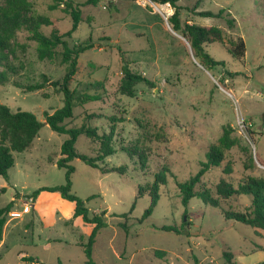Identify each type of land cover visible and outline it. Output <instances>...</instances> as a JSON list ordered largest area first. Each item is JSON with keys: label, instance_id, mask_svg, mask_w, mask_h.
I'll use <instances>...</instances> for the list:
<instances>
[{"label": "rangeland", "instance_id": "1", "mask_svg": "<svg viewBox=\"0 0 264 264\" xmlns=\"http://www.w3.org/2000/svg\"><path fill=\"white\" fill-rule=\"evenodd\" d=\"M29 1L30 14L54 20L53 25L42 26V32L71 28L72 19L63 5L49 9L53 0ZM73 1L80 5L82 20L69 43L91 36L95 46L79 55L69 87L76 93L99 94L100 99L76 103L73 116L64 124L94 126L102 133L108 131L109 117L114 115L118 119L112 138L116 151L101 166L126 167L121 173L102 171L79 158L69 162L74 167L71 192L84 200L90 214H100L105 222L92 246L95 264H227L226 251L239 264H259L264 260V230L228 219L221 209L243 210L250 203L249 195L223 199L219 207L193 197L185 207L176 182L198 170L224 128L230 129L236 143L225 151L218 167L204 174L197 189L214 191L221 177L234 184L246 176L264 178V0H178L183 24L214 25L222 30L221 41L205 44L219 61L211 69L193 57L187 39L172 29L167 20L173 13L169 4ZM220 9L221 17L200 14ZM227 17L234 18L233 27L228 26ZM27 37L24 29L17 34L10 56L17 73L10 82L0 84V103L13 111L32 112L42 126L28 149L13 152L8 178L0 175V188L5 187L0 207L13 201L5 216L0 264H82L92 224L73 217V202L58 192L43 191L31 201L30 211H24L34 190L64 184L65 169L55 161L67 138L45 122V113L63 104L57 87L46 84L24 91L12 84L13 80L37 82L42 73L50 80H61L66 71L59 53L38 59L37 43ZM238 38L245 42V51L234 58L229 48ZM122 64L151 84L137 83L133 96L121 93ZM75 147L94 156L99 142L80 134ZM126 147L135 154L129 156ZM225 167L231 172L224 173ZM161 169H165L166 183L159 189L152 213L143 218L151 202L148 184ZM139 189L144 194L138 195ZM11 212L20 214L14 217ZM164 225H176L181 232L160 229ZM156 249L166 254L157 256ZM21 256H32L35 261H23Z\"/></svg>", "mask_w": 264, "mask_h": 264}, {"label": "trees", "instance_id": "2", "mask_svg": "<svg viewBox=\"0 0 264 264\" xmlns=\"http://www.w3.org/2000/svg\"><path fill=\"white\" fill-rule=\"evenodd\" d=\"M54 2L48 5L49 9L58 8L63 5L62 10L72 19V26L66 31H61L58 28H53L50 33L42 32V26L53 25L54 20L48 16L41 14H30L29 0H3L0 4V84L10 82L11 76L17 73V67L11 61V54L14 52L13 46L17 38V34L21 29L28 32V39L37 43L36 55L40 60L51 59L55 54L61 55L62 62L66 64V71L61 80H50L45 73L41 74V80L34 83L22 84L20 81L13 80L12 84L24 91H33L42 89L46 84H51L59 89L63 96V104L56 108L53 112L45 113V122L48 126L57 133L67 134V138L60 146V157L55 161L59 168L65 169V182L61 185L42 186L34 190L30 197L35 202L38 195L45 192H58L61 197L74 203L73 217H80L83 222L92 224L88 241L84 245L85 261L82 264H95L92 259V246L95 242V237L98 231L104 227L105 222L102 216L97 213L90 214L84 205V200L71 192V175L74 167L69 163L73 158H79L86 164L100 168L102 171L117 170L121 173L125 172V166L122 167H102L101 163L105 158L112 155L116 149L113 146L112 138L115 130V123L118 119L111 115L108 131L98 133L94 126L81 125L75 127H67L64 121L73 116V107L75 104H84L88 101L100 99L99 94L76 93L70 89L69 82L77 70V59L79 55L86 49L94 48L95 42L89 36L83 41L69 43L68 38L76 29L81 19L80 5L73 0H53ZM154 3L169 4L173 9V13L167 17L169 24L175 31H180L187 39L193 55L200 59L203 64L211 69L219 63L205 49V44L221 41L222 30L214 25H200L182 23L180 18V6L178 0H151ZM98 0H86L85 4L96 5ZM223 9L217 13L212 11H201L200 14L205 17H221ZM226 22L229 27L234 26V18L227 17ZM107 38V37H105ZM108 39V38H107ZM245 42L238 38L232 42L229 53L234 58H240L244 55ZM222 62V61H221ZM121 71L123 73L119 91L128 96L134 95V86L139 82L151 84V81L142 74L132 72L126 64H122ZM42 122L32 112L17 109L11 110L4 104L0 103V175L8 178V170L14 164L13 152H20L28 149L34 138L37 136ZM80 134H85L88 138L97 140L99 148L94 156H90L78 152L75 143ZM236 143V140L231 137L230 129L224 128L221 136L215 143L209 146L206 152V159L200 161L198 170L190 175L185 180L177 181L176 185L179 189L181 203L187 207L189 200L193 197L202 199L205 203L213 206H222L223 199H228L235 195H249L250 203L243 209L221 208L222 213L228 219H233L242 223L251 225L256 229L264 230V178L256 176H246L240 179L236 184L230 180L221 177L214 186V191L211 188L197 189L201 183L204 174L221 164L224 159L225 151ZM129 156L133 155V149L126 147L124 149ZM135 152V151H134ZM229 167L224 168V173H230ZM166 183L165 169L154 174L153 180L148 184V194L150 195V205L145 209L143 218L152 213L157 199L159 198V189ZM5 187L0 188V193ZM142 189L138 190V195H142ZM13 201L8 202L0 207V241L2 240L3 227L6 223V214L11 210ZM187 225V222H183ZM124 229L128 231V227L122 224ZM165 231L180 233L181 228L176 225H164L160 228ZM157 256H164L165 250L156 249ZM224 260L227 264H239L234 259V254L230 251L224 252ZM21 260L35 261L32 256H21ZM48 264V263H43ZM259 264H264V260Z\"/></svg>", "mask_w": 264, "mask_h": 264}, {"label": "built area", "instance_id": "3", "mask_svg": "<svg viewBox=\"0 0 264 264\" xmlns=\"http://www.w3.org/2000/svg\"><path fill=\"white\" fill-rule=\"evenodd\" d=\"M31 201L33 202V199H30L29 204H25L24 211H26V212H29L30 211V209L32 207ZM18 214H20V213H18V212H11V216H14V217L15 216H18Z\"/></svg>", "mask_w": 264, "mask_h": 264}, {"label": "crops", "instance_id": "4", "mask_svg": "<svg viewBox=\"0 0 264 264\" xmlns=\"http://www.w3.org/2000/svg\"><path fill=\"white\" fill-rule=\"evenodd\" d=\"M34 206H36L37 207V205L34 203ZM71 206H73V205H71ZM77 218H79V219H81L80 217H77Z\"/></svg>", "mask_w": 264, "mask_h": 264}, {"label": "water", "instance_id": "5", "mask_svg": "<svg viewBox=\"0 0 264 264\" xmlns=\"http://www.w3.org/2000/svg\"><path fill=\"white\" fill-rule=\"evenodd\" d=\"M191 53H192V55H193V52H192V50H191ZM193 57H194V55H193Z\"/></svg>", "mask_w": 264, "mask_h": 264}]
</instances>
